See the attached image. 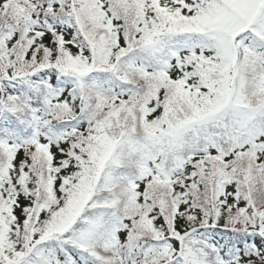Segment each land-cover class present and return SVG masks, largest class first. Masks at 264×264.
Segmentation results:
<instances>
[{"label": "snow or ice", "instance_id": "6c2138e0", "mask_svg": "<svg viewBox=\"0 0 264 264\" xmlns=\"http://www.w3.org/2000/svg\"><path fill=\"white\" fill-rule=\"evenodd\" d=\"M0 264H264V0H0Z\"/></svg>", "mask_w": 264, "mask_h": 264}]
</instances>
